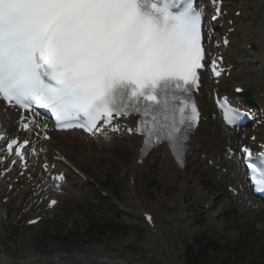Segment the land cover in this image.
Masks as SVG:
<instances>
[{
    "label": "snow or ice",
    "instance_id": "1",
    "mask_svg": "<svg viewBox=\"0 0 264 264\" xmlns=\"http://www.w3.org/2000/svg\"><path fill=\"white\" fill-rule=\"evenodd\" d=\"M212 3L216 19L221 0ZM202 17L196 0H0V99L30 112L21 116L19 129L44 140L51 137L36 119L37 109L50 112L60 130L93 136L118 132L114 120L136 116L135 127L126 130L143 137L139 162L167 144L184 167L201 118L193 94L205 68ZM218 64L211 62L216 77L223 71ZM216 104L227 125L245 115L227 97ZM0 142L7 152L0 163L15 157L12 165L27 168V155L38 154L29 138L9 139L0 131ZM240 151L254 190L264 192V151ZM56 204L49 201V207Z\"/></svg>",
    "mask_w": 264,
    "mask_h": 264
},
{
    "label": "rangeland",
    "instance_id": "2",
    "mask_svg": "<svg viewBox=\"0 0 264 264\" xmlns=\"http://www.w3.org/2000/svg\"><path fill=\"white\" fill-rule=\"evenodd\" d=\"M248 6H250L249 11L251 15L256 20H264V0H249ZM259 28L257 27L255 31ZM261 35L259 33V37ZM3 110L7 116L11 114L6 109ZM55 140L59 144L63 143V145L68 146L70 149V152H68L69 157L75 159L81 167L87 169L93 178L100 182L108 192H113L116 195L120 203L123 204V209L118 211L121 216H124L123 220L125 221L126 228L124 231L122 230L123 228H115L113 226L105 229L106 225H103V230H101L102 228H93L92 232L84 234L86 224H83V222L82 225L77 223L73 225V232H79V234H74L72 231L67 232L65 221L75 222L76 208L85 217H88L90 210H92V198L97 196H95L93 188L89 184L86 189H81L75 185L72 193L74 195L73 198L67 200L65 205L60 206L59 211L49 220L42 222V226L39 229L26 227L24 225L25 219L38 213V209H40V204L35 201L32 191H28L25 205L23 209L19 210L14 225H11L10 230L5 231V234L0 235V239L12 248H16L17 246L25 247L28 243L38 248L53 243L67 248L77 246L80 249L97 244L101 245L108 252L109 256L114 253L117 254L116 252L120 253L118 255L126 261V264H186L184 260L187 252L186 245L195 238L194 236L201 235L205 236V239L208 237L215 241L219 246V249L214 251L215 254H210L209 256L210 263L212 262V264H223L225 256L229 254L230 246L232 243L238 241L243 251L247 252V254L252 253L257 256L264 253V210L254 212L253 209H244L242 211V208L235 202H227L225 197L220 193L224 190L221 187H216L213 182L206 183L207 176L202 171L196 174L200 180L199 185L205 189L209 186V193L212 197H215L212 209L222 211L214 226L206 224L204 218L206 213L200 209L201 201L195 203V207L193 208L189 205V201L192 202V199L186 198L187 195L185 193L183 194V198L188 200H185L186 209H184L187 210L185 213L180 209L177 211L172 202L168 203L170 205L169 208L165 206L164 199L156 197L155 194L162 187L161 181H159L160 178L154 174L147 179L146 185L143 187V191L146 193V200L143 203L145 207L155 212L158 224L164 228L166 237L168 238V243H164L161 238H156L147 232L138 215L134 213L135 203L133 204L129 201L130 196L124 195L127 173L124 175V180L118 179L121 169L118 163L123 164V167L127 165L129 167L131 155L129 154L128 143H125V147L120 151L114 152L115 155H112L113 157L109 164H106L103 168V164L97 161V153L100 151V149L98 151L97 146L89 145L88 142H86L88 145L84 144L79 136L72 133L56 135ZM86 158L95 159V164L92 165V161L88 162ZM191 189L194 192V194L192 193V198L195 201L194 198H198L201 189L196 186ZM167 200L170 201L169 198ZM70 202L72 207L69 206ZM107 211L108 213H105ZM98 212L99 214L95 215V217L97 220L100 219L101 222H104L106 216H109L110 213L108 207H105L104 204L99 207ZM228 233H234L236 240H231L227 235ZM222 244L225 245L220 247ZM63 255H68L67 250H65ZM72 256L74 257V255ZM86 263L94 264V261L89 260ZM68 264L75 263L68 260Z\"/></svg>",
    "mask_w": 264,
    "mask_h": 264
},
{
    "label": "bare ground",
    "instance_id": "3",
    "mask_svg": "<svg viewBox=\"0 0 264 264\" xmlns=\"http://www.w3.org/2000/svg\"><path fill=\"white\" fill-rule=\"evenodd\" d=\"M243 12L238 18H233L235 20V26L240 30L238 34L237 42L239 45H246V39H248V31L247 28L249 25H251L250 21H248V11L246 8L242 9ZM252 22V21H251ZM258 27V26H257ZM256 27V28H257ZM255 28V29H256ZM223 31V29H222ZM262 31L260 28L257 31H254V42L256 44V50H249L248 52L244 49L241 50L240 46L236 48V52L231 53L230 49L226 51L225 55H227L229 58L236 59L237 57H241L244 53L246 55V59L243 61V68H241L240 64H235L234 70L232 72V75L234 73L239 72L235 78L232 79H224L221 78L220 87L223 89H226L230 82L234 81H241L244 85H253L255 86L254 80L257 78V80H260V84H264V39H260L258 41L259 33ZM262 42V44H261ZM261 44V46H260ZM234 46V44L232 45ZM231 46V47H232ZM262 72V74H260ZM256 77V78H255ZM204 85V86H203ZM202 85L203 88H201V92L205 93V95L211 93L209 89L207 88V84L204 83ZM203 97V94H202ZM206 97V96H204ZM197 104L200 106V109H205V104L201 100H196ZM7 108H3L0 106V123L2 124V130L5 132H8L11 129L13 118L11 114L9 116L6 115V112L3 110ZM25 116V114H22ZM20 115V119L21 116ZM31 115V113H30ZM29 116V115H28ZM19 119V121H20ZM36 119L39 121L41 125L47 124V122H43L42 119L36 116ZM209 123L207 121H200L198 129L194 132L193 136L190 137V146H191V154L186 155V160L184 167L179 168L178 165L175 164L172 157L170 156V153H168L163 148H159L155 152L150 153L145 159L143 160V163L138 164L139 158L137 155V149L140 146V140L134 136L128 137L126 135H123V137L127 138L131 142V148H130V160H129V167L130 169L127 172V181H126V187L124 188L125 193L124 195L130 196L129 201L133 204L136 203L138 207L141 208L143 205V202L146 200L145 196L146 193L143 191V187H145V181L144 176L147 173L153 172L154 170L158 173L162 174L164 177L169 178V181H166V183H162V187L160 190H157L155 192L156 197H161L164 200L167 201V199H171V201H174L173 203L178 206V208L184 209L185 206V200L183 198V193H186L187 191V180L190 178L194 179L196 172L199 165L202 166V164L198 160L199 155V135L202 133V135L205 133L207 129V125ZM210 126V124H209ZM211 127V126H210ZM15 134V133H14ZM30 134V133H29ZM86 142L92 143L95 138L91 136H84ZM51 141H53V138H51ZM100 144V151L98 149V160H96L103 164V168L106 164H109V162L112 159V155L114 154V151L117 148V145L113 142L111 138L105 139V140H98ZM54 143L56 144L57 148L65 153L68 160L71 162V164L75 163V160L71 157H68V152H70V149L68 146L63 145V143H57L56 140H54ZM115 155V154H114ZM163 155V157H161ZM44 156H40V159L44 160ZM87 161H92V165L95 164V159L86 158ZM117 161V160H116ZM97 165V164H96ZM119 167H121V170L124 169L123 164L120 162L118 163ZM161 166L160 169H158V166ZM79 169L83 175H86L88 179H93L90 174H88L86 169L83 168H77ZM33 171H35V168H32ZM242 178V175L237 174L235 177L237 180V183H240V185H245V182L240 179ZM196 180H192L190 184L194 185L196 184ZM34 184V183H33ZM37 184V183H36ZM40 188L44 187V184L38 185ZM178 193V195H176ZM39 197L48 198L49 195L47 191L41 190L39 194H37ZM185 196V195H184ZM239 197L241 199L244 198L245 204L250 208L253 206H261L264 208V202H260L252 198L249 194L248 189H243L240 191ZM257 201V202H256ZM187 204V203H186ZM189 204V203H188ZM192 205V204H191ZM193 206V205H192ZM185 210V209H184ZM178 211V209H177ZM187 211V210H185ZM181 212V211H180ZM183 212V211H182ZM65 250H67V254L74 255L76 257V261H80L78 264H87L89 260L94 261V264H126V261L124 259L120 258V253L116 252L117 254L108 255L106 250L101 246L97 244L89 245L88 247L78 248L76 247H61L56 244H47L45 246H41L40 248L33 246L31 243H28L25 247L24 246H17L16 248H12L9 244H7L5 241H2L0 239V264H41L46 262L44 261L46 257H48V254L54 256H60L63 255ZM113 251V250H112ZM47 253V254H46ZM72 258V256H70ZM79 259V260H78ZM85 260V261H84Z\"/></svg>",
    "mask_w": 264,
    "mask_h": 264
},
{
    "label": "trees",
    "instance_id": "4",
    "mask_svg": "<svg viewBox=\"0 0 264 264\" xmlns=\"http://www.w3.org/2000/svg\"><path fill=\"white\" fill-rule=\"evenodd\" d=\"M209 244H203L201 241L198 242V248L197 254L194 255H188L186 257L187 264H207L208 260L205 259V256H207V249ZM241 250V249H238ZM238 253V254H237ZM237 255L235 257L240 258L243 254V252L237 251ZM236 263V261H235ZM233 263V264H235ZM237 264V263H236ZM240 264H264V258L263 257H256L254 259L246 260L245 262H241Z\"/></svg>",
    "mask_w": 264,
    "mask_h": 264
}]
</instances>
